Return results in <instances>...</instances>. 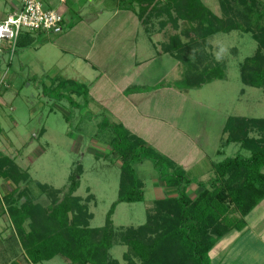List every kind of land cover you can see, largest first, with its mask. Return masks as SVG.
I'll return each instance as SVG.
<instances>
[{
    "label": "rangeland",
    "instance_id": "1",
    "mask_svg": "<svg viewBox=\"0 0 264 264\" xmlns=\"http://www.w3.org/2000/svg\"><path fill=\"white\" fill-rule=\"evenodd\" d=\"M41 1L44 9L52 8L63 15L61 30L23 32L34 41L26 47H17L12 56L7 43L0 44V82H3L0 85V155L12 158L25 172V179L18 186L0 177V242L13 231L6 212V194L16 187H27L37 202L46 205L47 196L41 193L36 182L62 189L59 194L62 197L67 191L68 176L78 165L82 174L74 195L85 198L92 194V200L87 202L93 214L90 227L104 224L117 198L120 168L117 155L109 146L113 134L99 126L104 119L119 123L112 116L113 109L120 103V95L129 96L135 91L131 87L124 90L131 83V86L146 85V93L132 101L137 111L125 104L122 113L131 119L142 113L167 122L161 130L166 132V137L160 149L164 151L162 155L177 165L183 163L181 167L193 181L187 190L192 199L201 191L197 181L212 178L213 163L237 154L249 155L238 144L226 147L221 144L228 117L264 118V89L245 86L240 79V64L257 48L251 33L232 31L208 38L199 50L204 55L203 62L210 58L208 61L224 64L225 78L198 89L180 91L173 83L181 78L182 64L169 55L157 57V52L161 50L160 43L174 34L180 35L182 42L188 41L189 37L181 35L185 22L178 21L176 28L168 23L160 30V18L150 16L137 30L133 25L138 18L135 17L138 7L130 0ZM258 1L264 11V0ZM202 2L219 14L218 0ZM21 3L22 0H0V19ZM134 38L141 48L146 46L154 54L140 68L130 66L133 60L129 49L135 44ZM188 50L185 55L191 56L193 50ZM69 79L87 88L86 95L72 94V103L69 98L72 87L57 86ZM167 82L172 83L173 91H155ZM179 91L182 98L177 99ZM41 129H44L42 135ZM177 132L185 133L186 137ZM133 168L143 182L144 200L116 205L111 219L117 230L142 225L153 200L176 194L175 189L166 188L159 181L152 161L135 163ZM232 216L239 214L235 212ZM245 222L244 227L233 229L219 239L209 255L211 264H264V200L247 215ZM125 251L124 245H115L110 255L118 264H127L122 257ZM21 257L17 259L22 261ZM134 262L140 264L138 259ZM40 264L69 263L56 256Z\"/></svg>",
    "mask_w": 264,
    "mask_h": 264
},
{
    "label": "trees",
    "instance_id": "2",
    "mask_svg": "<svg viewBox=\"0 0 264 264\" xmlns=\"http://www.w3.org/2000/svg\"><path fill=\"white\" fill-rule=\"evenodd\" d=\"M130 2L138 7L135 12L142 24L150 16L160 18V30L168 23L173 28L180 20L186 23L181 35L189 37L187 42L174 34L160 43L163 53L182 64L183 73L174 83L175 87L187 91L223 80L225 65L208 61L210 58L206 54L209 64L204 65L206 61L203 62L200 47L217 34L241 31L251 33L257 43L254 54L240 64L241 82L245 86L264 89V11L258 0H218L219 14L202 0ZM33 41L27 33L21 34L16 45L23 48ZM188 49L193 50L191 56L185 55ZM62 83L57 86L68 84L72 87L69 91L71 103L72 94L87 93L84 84L70 79ZM99 127L112 132L109 146L117 155L120 168L117 198L107 212L104 224L90 227L93 214L87 202L92 200V194L85 198L74 195L80 186L81 165L69 174L67 191L62 197H59L62 189L36 182L41 193L47 196L46 205L37 202L27 187H16L4 196L13 231L0 242V264H40L56 256L63 257L69 264H118L110 251L120 244L126 247L122 257L127 264H134V259L140 264H211L209 255L219 239L233 229L244 227L247 215L264 200V118L228 117L222 130L221 146L235 143L249 155L237 154L213 163L212 178L206 182L197 181L201 191L194 199L187 192L193 181L181 166L121 123H109L104 119ZM43 133L44 129H41L40 135ZM251 133L257 136H251ZM145 160L152 161L159 181L166 188L175 189L176 194L153 200L146 209L142 225L117 230L111 219L116 205L144 200V185L133 165ZM0 177L8 178L18 186L25 179V172L12 158L0 155ZM235 212L238 217L232 216ZM19 255L22 261L17 259Z\"/></svg>",
    "mask_w": 264,
    "mask_h": 264
},
{
    "label": "crops",
    "instance_id": "3",
    "mask_svg": "<svg viewBox=\"0 0 264 264\" xmlns=\"http://www.w3.org/2000/svg\"><path fill=\"white\" fill-rule=\"evenodd\" d=\"M5 16L3 18H1L0 21L3 20L5 18ZM135 17H137V16L135 15ZM133 26L137 30H139L140 27L142 28L141 22L138 20V18H136V23H134ZM135 39L136 38H134V40H133V42L135 43L133 48L129 49L130 58L133 60V62L130 63V66L136 65V68L137 67L140 68V65L144 64L146 61H149L151 58H154V54H153L152 50L147 48L146 46H145V48H141V46L138 45L137 40H135ZM150 43L155 48L151 38H150ZM151 52H152V54H151ZM163 55H169V54L163 53L161 50L157 52V57H162ZM169 56L172 57L171 55H169ZM172 58L174 59V57H172ZM172 65L175 66V64H172ZM52 68H54V67H52ZM126 70H128V67L126 69H124L123 76H124V74H126ZM167 73L168 72H166L165 74H167ZM182 73L183 72L180 73V77L182 76ZM102 75H105V74H102ZM161 82H163V80ZM131 85H132V83H131ZM131 85H127L124 90H128L131 87L135 91L133 90L134 92L129 96H125L124 94L120 95V99L118 100L120 103L115 105V110L113 109L112 116L115 118V121H118L119 123H121L126 129H128L133 134L142 138L146 143H150L153 147L158 149L160 151V153L162 154V153H164V151H163V149H160L161 148L160 144L162 143L163 138L166 137V135H165L166 132L162 133L161 130L164 127V125H167V122L164 120H161V119H157L156 117L153 118L149 115H144L142 113L138 114L137 118L131 119L130 117L125 116L122 113L123 112L122 110L124 109L123 106L125 104H129L133 108L132 111H134V112L137 111L136 107L132 103V101H134V99L136 97H139L141 95H144V93H146L144 91V88L146 85H141V84L140 85L135 84L134 86H131ZM173 86L175 87L174 83H173ZM155 91L156 92L162 91V93H170V91H173L172 83L167 82L166 85H163L161 88H159ZM180 91H186V90L180 89ZM180 91L178 92V95L176 96L177 99L179 98V96H180V98H182V96H181L182 92H180ZM172 98H173V96H172ZM96 99L98 100V98H96ZM102 101H104V100H102ZM102 104L104 105V103H102ZM105 105H108V103H106ZM177 135H180V136L185 135V137H186V134L183 132L182 133L177 132ZM182 160L183 159H181V161ZM181 166H184L183 163ZM187 167H188V160L186 159V168ZM253 235H255V234H253ZM223 260H224V257L222 259H220V262H222ZM215 264H219V262H216Z\"/></svg>",
    "mask_w": 264,
    "mask_h": 264
},
{
    "label": "built area",
    "instance_id": "4",
    "mask_svg": "<svg viewBox=\"0 0 264 264\" xmlns=\"http://www.w3.org/2000/svg\"><path fill=\"white\" fill-rule=\"evenodd\" d=\"M63 21L60 12L52 8L44 9L41 0H22L18 8L0 21V44L7 43V50L12 56L17 48V39L23 32H57L61 30ZM2 83L0 82V85Z\"/></svg>",
    "mask_w": 264,
    "mask_h": 264
}]
</instances>
